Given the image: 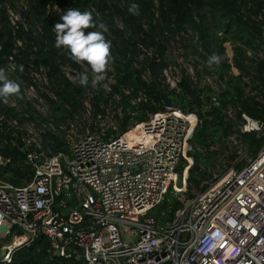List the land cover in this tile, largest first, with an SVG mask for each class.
Here are the masks:
<instances>
[{
    "label": "built area",
    "instance_id": "built-area-1",
    "mask_svg": "<svg viewBox=\"0 0 264 264\" xmlns=\"http://www.w3.org/2000/svg\"><path fill=\"white\" fill-rule=\"evenodd\" d=\"M25 7L21 1L17 9L7 6L13 26L24 21ZM54 10L63 14L58 3ZM17 45L22 42L17 40ZM79 64L84 73L89 70L86 62ZM176 68L169 63L163 78L178 92L181 75L173 76ZM62 69L79 83L77 69L69 65ZM8 70L25 100L33 102L47 121L39 126L29 120L31 126L24 130L17 119H7L0 112V129L6 121L27 134L21 138V149L34 170L23 185L0 181V264L10 263L16 251L41 235L50 242L53 255H80L86 264H264V141L255 155L246 148L248 157L236 159L203 191L190 196L186 167L180 175L177 166L187 159V143L198 124L196 113L174 105L137 122L129 111L131 122L125 132H119L124 106L121 93L113 91L116 76L110 62L104 79L91 83L82 111L56 123L47 105L43 107L48 113L38 108V100H31L38 98L34 78L27 82L11 67ZM35 71L48 82L44 67ZM142 76L150 80L149 68ZM243 80L250 85L249 77ZM101 91L112 98L101 106L103 111H96L92 98ZM121 91L132 106L146 100L143 91L134 96L129 87ZM8 100L23 111L14 95ZM210 103L219 106V95L213 94ZM237 108L229 106L228 115L235 119ZM238 127L241 134L255 133L264 140V120L243 112ZM46 131L67 141L70 153H54L51 141L44 138ZM8 161L0 153V167ZM241 161L245 164L239 168ZM169 194L181 205L172 218L162 221L153 211L169 201ZM161 215L166 216L164 211Z\"/></svg>",
    "mask_w": 264,
    "mask_h": 264
},
{
    "label": "trees",
    "instance_id": "trees-1",
    "mask_svg": "<svg viewBox=\"0 0 264 264\" xmlns=\"http://www.w3.org/2000/svg\"><path fill=\"white\" fill-rule=\"evenodd\" d=\"M20 1L26 6L24 21L17 22L15 27L9 18L7 6L17 9ZM55 3L60 5L63 14L71 8L91 12L97 27L86 29V33L103 31L105 38L111 41V62L116 76L113 91L121 93L124 106V114L119 118V132H125L131 122L129 111L135 113V121H145L149 115L165 110L167 96L173 99L176 107L197 114L198 124L189 139L188 155L194 158L195 163L189 169L188 182L198 191H203L209 181L214 179L207 174L208 169L214 167L212 157L203 154L200 149L210 150L213 144H220L222 138L229 137L235 126L241 123L243 112L264 120V0H0V69L12 79L8 68L15 65L14 73L31 82V72L44 67L55 98L47 93H42V96L58 123L82 111L85 95L91 89L93 74L88 65L86 74L89 83L86 86L71 81L65 75L62 69L64 65L77 69L79 77L84 70L71 59L66 49L55 47L53 26L62 22L60 18L63 15L54 10ZM133 4L138 7L137 14L129 11ZM101 24L103 29L99 27ZM17 40L22 42L21 46L17 45ZM227 42L233 45L231 62L226 55ZM176 43H180L185 57L194 59L199 77L203 72H216L224 81L225 87L218 93L219 106L211 105L212 94L204 96L203 90L185 68L181 69L178 92L171 90L165 83L163 69L170 62L177 63L169 57L170 46ZM149 51L151 55L147 54ZM212 55L220 58L219 63L208 64ZM199 65L202 70H198ZM20 66L23 67L22 71ZM232 66L237 68L238 74L232 71ZM145 68L150 71L149 81L142 76ZM245 76L249 77L250 85L244 82ZM123 87L132 89L131 96L143 91L146 100L132 106L121 91ZM20 90V97L14 96L23 104V111L16 110L8 100L7 103H0V112L7 119H17L19 125L30 120L41 126L47 117L36 111L25 100L21 87ZM111 98L112 94L105 91L94 95L92 103L95 110L103 111L101 106H107ZM229 106L240 107L237 108L235 119L228 115ZM192 122L194 124L195 119ZM23 131L6 121L0 129V153L9 160L6 166L0 167V181L14 186L25 184L34 175L21 149ZM241 136L248 153L255 155L264 140L255 133ZM44 138L53 142L57 151L70 153L62 137L46 131ZM236 159V154H233L231 160L235 162ZM186 164L187 160L182 159L177 166L180 175ZM244 164L241 161L237 166L241 168ZM169 198V201L153 211L160 215L162 221L172 218L174 211L181 205L171 194ZM162 211L166 216L161 215ZM8 264L86 262L80 255L71 258L53 255L50 242L41 235L34 243L16 251Z\"/></svg>",
    "mask_w": 264,
    "mask_h": 264
},
{
    "label": "clouds",
    "instance_id": "clouds-1",
    "mask_svg": "<svg viewBox=\"0 0 264 264\" xmlns=\"http://www.w3.org/2000/svg\"><path fill=\"white\" fill-rule=\"evenodd\" d=\"M133 14H137L138 7L133 4L129 8ZM61 21L55 23L53 31L55 33V47L57 49L64 48L70 53L71 59L76 63L86 62L93 74V86L104 79V74L108 65L112 61L111 41L107 40L103 31H89L86 29L97 27L96 20L89 11L81 12L78 9H69L61 16ZM101 29L104 26L99 25ZM219 57L212 55L209 57L208 64L219 63ZM15 70L16 66H10ZM20 70L23 67L20 66ZM81 86H86L89 83V76L82 73L79 77ZM20 85L11 80L3 69H0V103H7L8 97L15 95L20 97Z\"/></svg>",
    "mask_w": 264,
    "mask_h": 264
},
{
    "label": "rangeland",
    "instance_id": "rangeland-1",
    "mask_svg": "<svg viewBox=\"0 0 264 264\" xmlns=\"http://www.w3.org/2000/svg\"><path fill=\"white\" fill-rule=\"evenodd\" d=\"M195 40H197L196 37H195ZM225 46H226V55L230 59V62H231L232 61L231 59H232L233 54H234L233 45L231 42H227L225 44ZM169 57L171 60H176V62H177V63L170 62V64H175L177 67L176 72L173 73V76L175 78L180 76L181 75V69L185 68L190 73V75L192 76L196 85L201 90H203L204 96L209 95V94H212V95L218 94L222 90L223 85L225 83H224V81H222L219 78V76L216 72L211 73V74L203 72L200 77L198 76L194 59L192 57L191 58L185 57V54L183 53V51L181 49L180 43H176V44H173L172 46H170ZM232 67H233L232 71L234 73H237L238 72L237 69L234 66H232ZM198 70H202L201 65L198 66ZM31 77L34 78V81L37 84L36 88H38V95H37L38 98L36 99V97L35 98L31 97L32 98L31 100H38L39 104H40L38 106V108L40 110H43L46 113H48L49 109L47 107L46 108L43 107L46 104H45V98L42 96V93H47L50 96L53 95V93L51 91V87H50L48 82L44 81L43 75H41L39 72L34 71L31 74ZM40 95L42 98L40 97ZM31 104L33 105V107H35L33 102H31ZM69 119H71V118H67L66 120H69ZM54 120L56 121L55 117H54ZM66 120L61 121V122H66ZM29 123H32V122H30L29 120H26L23 122V124L20 125L19 128L24 129V130H29V128L31 126V124H29ZM26 135L27 134H24L23 136H26ZM246 148L247 147L245 146V144L242 141V136H241V132L239 130V127L236 125L233 133L227 138H222L220 144H218V143L213 144L212 147L210 148V150L202 151L200 149V151L203 152V154H205L207 156H211L212 160H213L214 167L208 169L207 174L211 175L213 178V177H215V175L219 174L221 171L230 168V166L232 165V162H233L231 160V156L233 154H236L237 160H239L240 158H241V160H244L246 157H248L247 153H245ZM189 150H190V144L187 143V149H186L187 164L185 166L186 167L185 173H187L188 176H189L190 167H192L195 163L194 158L188 155ZM201 168L203 169V166H201ZM187 182H188V180H187ZM178 185H181V183L179 182ZM189 192L192 194H195L196 192H198V190L194 186H190L189 182H188L187 194H190Z\"/></svg>",
    "mask_w": 264,
    "mask_h": 264
},
{
    "label": "water",
    "instance_id": "water-1",
    "mask_svg": "<svg viewBox=\"0 0 264 264\" xmlns=\"http://www.w3.org/2000/svg\"><path fill=\"white\" fill-rule=\"evenodd\" d=\"M173 106H174L173 99L171 97L167 96L165 98L164 107H173ZM51 147H52L54 153H56L57 152V148H56V145L53 142H51ZM67 211L68 210L64 211L63 213L67 214Z\"/></svg>",
    "mask_w": 264,
    "mask_h": 264
}]
</instances>
